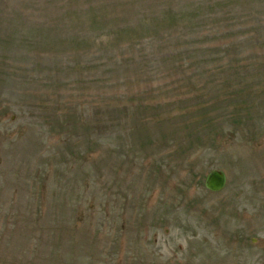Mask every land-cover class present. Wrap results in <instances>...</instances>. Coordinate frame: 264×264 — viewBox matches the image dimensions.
<instances>
[{
    "label": "rangeland",
    "instance_id": "374dc122",
    "mask_svg": "<svg viewBox=\"0 0 264 264\" xmlns=\"http://www.w3.org/2000/svg\"><path fill=\"white\" fill-rule=\"evenodd\" d=\"M263 248L264 0H0V264Z\"/></svg>",
    "mask_w": 264,
    "mask_h": 264
},
{
    "label": "water",
    "instance_id": "95a60500",
    "mask_svg": "<svg viewBox=\"0 0 264 264\" xmlns=\"http://www.w3.org/2000/svg\"><path fill=\"white\" fill-rule=\"evenodd\" d=\"M205 178L206 188L210 190L218 191L224 187L225 177L222 171L212 170Z\"/></svg>",
    "mask_w": 264,
    "mask_h": 264
}]
</instances>
